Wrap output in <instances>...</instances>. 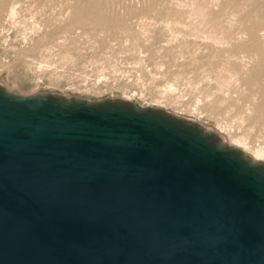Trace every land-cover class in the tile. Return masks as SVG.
Instances as JSON below:
<instances>
[{
    "label": "water",
    "instance_id": "obj_1",
    "mask_svg": "<svg viewBox=\"0 0 264 264\" xmlns=\"http://www.w3.org/2000/svg\"><path fill=\"white\" fill-rule=\"evenodd\" d=\"M200 127L0 87V264H264V163Z\"/></svg>",
    "mask_w": 264,
    "mask_h": 264
},
{
    "label": "rangeland",
    "instance_id": "obj_2",
    "mask_svg": "<svg viewBox=\"0 0 264 264\" xmlns=\"http://www.w3.org/2000/svg\"><path fill=\"white\" fill-rule=\"evenodd\" d=\"M97 1L0 0V87L161 110L264 163V0Z\"/></svg>",
    "mask_w": 264,
    "mask_h": 264
},
{
    "label": "bare ground",
    "instance_id": "obj_3",
    "mask_svg": "<svg viewBox=\"0 0 264 264\" xmlns=\"http://www.w3.org/2000/svg\"><path fill=\"white\" fill-rule=\"evenodd\" d=\"M91 1V3H93L92 1H94L95 2V4H96V2H98L97 0H90ZM102 2H103V0H102ZM107 2V1H106ZM144 2V1H143ZM98 3H100V2H98ZM93 4V6H92V9H95V11L97 12V13H99V14H101V15H106V9H107V6H105V11L103 10V8H104V6H102V7H100L99 6V4ZM102 4H104V3H102ZM92 5V4H91ZM107 12H109L108 10H107ZM113 13V12H112ZM108 14V13H107ZM109 16H110V12H109ZM113 16H115V15H111L110 17H113ZM118 17V16H117ZM118 19H119V17H118ZM184 120H186V119H184ZM188 122H191V121H188ZM191 123H195V122H191ZM195 124H197L198 126H201L200 124H198V123H195ZM202 127V126H201ZM200 127V128H201ZM204 129V128H203ZM228 146H231V147H233V148H236V149H238V150H241L242 151V153L245 155V156H248V157H250L251 159H252V161L253 162H260V163H262L263 161L260 159V157L259 156H257L256 155V157L254 156H249L248 154H247V152L240 146V145H235V144H227Z\"/></svg>",
    "mask_w": 264,
    "mask_h": 264
}]
</instances>
